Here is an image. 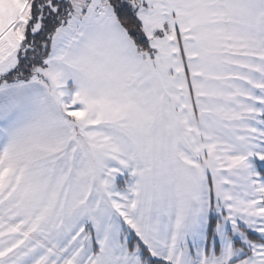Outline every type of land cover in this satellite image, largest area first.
Wrapping results in <instances>:
<instances>
[{
  "label": "snow or ice",
  "instance_id": "1",
  "mask_svg": "<svg viewBox=\"0 0 264 264\" xmlns=\"http://www.w3.org/2000/svg\"><path fill=\"white\" fill-rule=\"evenodd\" d=\"M0 264H264V0H0Z\"/></svg>",
  "mask_w": 264,
  "mask_h": 264
}]
</instances>
